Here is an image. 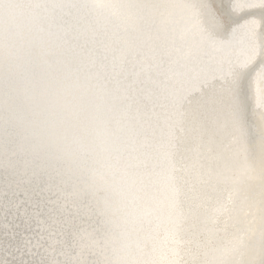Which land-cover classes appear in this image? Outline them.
I'll use <instances>...</instances> for the list:
<instances>
[{"label":"snow or ice","instance_id":"obj_1","mask_svg":"<svg viewBox=\"0 0 264 264\" xmlns=\"http://www.w3.org/2000/svg\"><path fill=\"white\" fill-rule=\"evenodd\" d=\"M224 4L230 21L219 12L216 0H183L178 5L183 9L179 28L175 20H162L173 25L171 35L150 57L140 59L139 51L119 50L110 67L101 65L99 92L109 120L98 139L119 141L128 131L124 121L147 116L151 106L146 122L151 138L142 143L136 163L125 166L122 175L131 189L154 192L155 210L167 220L158 227H163L165 243L174 253L182 242L186 214L197 215L209 201H216L209 218L212 227L205 228L207 242L221 241L213 248L214 259L182 264H264V232L258 261L245 231L237 230L226 240L218 235L228 227L227 222L220 227L221 218L236 204L233 191L242 179L243 166H237L247 153L250 103L259 117L264 150V0H224ZM151 27L157 33L161 30L154 23ZM95 63L89 58L90 65ZM141 128L143 121L133 130L137 143ZM13 144V155L31 153L33 159L26 163L51 168L69 180L80 177L72 192L58 202L56 214L37 220L40 238L33 247H44L52 258L29 264H125L106 256L116 213L108 173L89 170L82 163L69 165L53 153L6 137V147ZM87 172L91 174L85 178ZM227 183L233 190L225 199L221 185ZM88 196L91 200H86ZM260 204L264 210V192ZM88 251L105 258L85 260ZM57 252L64 259L55 258Z\"/></svg>","mask_w":264,"mask_h":264},{"label":"bare ground","instance_id":"obj_2","mask_svg":"<svg viewBox=\"0 0 264 264\" xmlns=\"http://www.w3.org/2000/svg\"><path fill=\"white\" fill-rule=\"evenodd\" d=\"M46 2V1H45ZM219 12L229 21L231 17L227 12L224 0H216ZM53 9V8H52ZM47 12L63 11L52 10ZM89 15H74V21L81 29H72L63 31V28L56 30L54 28V40H51L57 51L63 53L58 58L60 67L65 58L73 57L74 64L68 68L83 77L88 78L96 84L99 89L103 71L101 65L110 67L113 54L119 55V45L123 42L122 50H129L124 39L111 38L106 44L96 41L106 27V22L102 15L91 13ZM257 17L259 11L254 10ZM55 15L56 20L64 14ZM51 21L54 23V19ZM113 23V22H110ZM113 25L116 26L115 23ZM147 22L140 23V30L145 29ZM152 25V23H151ZM173 26V25H172ZM117 27V26H116ZM152 28V27H151ZM123 31L124 29H119ZM67 35V36H66ZM63 36H66L64 39ZM100 39V38H98ZM82 44L86 48H99L105 54L100 58H91L89 49H78ZM122 46V45H121ZM131 51V50H130ZM89 58L96 61L95 66L89 64ZM135 58V57H133ZM101 77V78H100ZM100 78V79H99ZM159 111V109H157ZM151 115V106L148 109V115L142 117L143 129H141L140 143L137 138L123 139L124 142L115 148L108 146L84 145L81 147V157L93 159L89 162L92 168L112 169L114 163H136L137 158L142 152V143L146 139L150 140L151 131L147 127V120ZM135 116V113H132ZM141 121V120H140ZM141 121V122H142ZM247 153L242 157L248 158L253 164L264 171V150L261 146V125L259 117L253 114V105L250 103L247 114ZM147 133V136L144 135ZM0 156H26L27 154L13 155L12 148L15 145L6 147V143H0ZM108 173V171L106 172ZM109 175L110 195L114 202L116 213L114 216V225L109 235L106 256L115 261H123L125 264H145V262H158V264H170L175 261L176 264L196 259L200 262L214 259V246L221 242L213 240L207 242L208 233L206 227H212L210 217L214 214L216 201H209L206 208H201L197 215H187L181 226L182 242L177 252H173L165 243L164 229L158 225L166 224V218L157 213L152 199L154 192L152 190L131 189L126 178ZM86 174L85 178L89 177ZM241 177V183L237 191H233L236 197L234 210L221 218L220 227L223 228L227 222V231L218 233L219 237L227 239L237 230H243L247 233L249 243L255 246V253L259 254V245L262 231L264 232V210L261 208V193L264 192V173L261 177ZM80 177H0V264H29L31 261L40 259H51L52 255L45 252V248L33 247L40 238V226L37 220H44L49 215H55L58 202L62 203L65 196L73 190V184L79 183ZM224 198H227L228 191L233 190L231 183L222 184ZM91 200V196L86 197ZM259 201V202H256ZM188 202L185 203V209ZM243 209V210H241ZM231 217L237 221L233 225ZM239 228V229H238ZM254 253V254H255ZM75 255L79 256V249ZM55 258L64 259L59 252L55 253ZM85 260H103L105 256L99 255L96 251H88L83 254ZM248 256L246 257V259Z\"/></svg>","mask_w":264,"mask_h":264},{"label":"clouds","instance_id":"obj_3","mask_svg":"<svg viewBox=\"0 0 264 264\" xmlns=\"http://www.w3.org/2000/svg\"><path fill=\"white\" fill-rule=\"evenodd\" d=\"M45 0H0V139L44 149L75 165L109 115L98 86L60 67ZM64 7L71 8L72 5Z\"/></svg>","mask_w":264,"mask_h":264},{"label":"water","instance_id":"obj_4","mask_svg":"<svg viewBox=\"0 0 264 264\" xmlns=\"http://www.w3.org/2000/svg\"><path fill=\"white\" fill-rule=\"evenodd\" d=\"M46 3L50 5H55V7H50L52 10H60L61 8H66L63 11H53L52 13L47 12V14H64L60 15L58 20H56L55 15H47L49 20L54 19V23H52L51 27V36L47 37L50 40H54L56 37L54 35V28L56 26V30L59 28H63V31H66L67 28L69 31L72 29H81L77 25V21H74V15H89L91 13H98L97 15H102V18L107 21L106 27L100 33L98 37H96L97 42L100 41L102 44H106L111 38H121L124 39L127 44L126 48H129L128 51L136 52L139 51L143 53L140 56V59H144L146 56H151L152 50L158 46L165 43V40L170 37L171 30L173 28L172 24L164 25L161 23L162 20L170 19L175 20L177 23L175 25L176 28H179V21L183 15V9H181L178 5H180L183 0H45ZM71 4L72 7H64L65 5ZM103 4L106 7H96L95 5ZM49 9V8H48ZM147 22L144 30H140V23ZM113 22L119 29H124L123 31H118L117 27L113 25ZM151 23L160 26V32L157 33L151 28ZM67 36V35H66ZM66 36L60 37L59 39H64ZM100 38V39H98ZM122 45V46H121ZM123 42L119 45V50L123 49ZM78 49H89L91 51V58H100V54H105L101 49H91V47H85L82 44L78 45ZM58 52V58L63 53L62 51ZM61 66L70 68L71 65L74 64L73 57L65 58L62 62ZM101 78V77H100ZM99 78V79H100ZM135 117V116H132ZM141 118H128L124 121V127L128 131L122 134V138L119 141L113 140H105L98 139L96 142L97 146H108L111 148H115L116 146L123 143V139H128L129 135L132 138H137L133 134V130L139 128L141 124ZM143 129V128H141ZM140 129V131H141ZM141 137V136H140ZM139 137V138H140ZM248 137V135H247ZM0 143L5 144L6 138L0 139ZM84 146V145H83ZM1 147V146H0ZM2 148V147H1ZM33 159L32 155L26 156H0V177H68L67 175H63L58 173L57 171L51 168L40 167L36 164H29L26 161H31ZM93 159V157H81L77 163H82L86 165L89 170H99L102 172H107L108 174H114L116 177H123L122 169L127 165H132L135 163H122L118 161V163H114L112 169L105 168H92L89 165V162ZM243 166V170L240 171L241 177H261L264 171L261 172V168L257 167L256 164H253L248 158L242 157L240 159L238 168ZM91 174L90 172L85 173ZM78 177V176H73ZM260 200L261 197H258ZM259 202V201H256ZM231 221H233V225H237L238 223L231 217ZM239 229V228H238ZM263 232V231H262ZM261 237H258V239ZM260 246V245H259ZM247 256L244 258L246 259ZM254 258L258 261L259 254H254Z\"/></svg>","mask_w":264,"mask_h":264}]
</instances>
